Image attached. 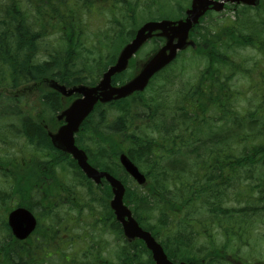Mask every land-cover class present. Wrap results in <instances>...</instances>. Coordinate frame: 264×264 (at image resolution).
Segmentation results:
<instances>
[{"label": "trees", "instance_id": "obj_1", "mask_svg": "<svg viewBox=\"0 0 264 264\" xmlns=\"http://www.w3.org/2000/svg\"><path fill=\"white\" fill-rule=\"evenodd\" d=\"M171 1L0 0V264H92L93 242L80 263L73 249L83 242L73 233L80 219L111 229L114 264L153 263L141 240L123 238L106 181L86 178L47 129L77 96L57 87L95 85L143 22L184 16L190 0ZM229 10L232 16H202L189 33L194 47L142 92L97 103L74 135L91 165L121 180L133 217L172 261L264 264L255 251L240 252L250 240L264 243V0ZM103 13L109 27H88ZM150 41L140 62L164 40ZM183 58L200 65L186 79L184 65L175 67ZM139 64L131 59L112 84ZM122 152L144 174L143 185L119 165ZM15 206L38 218L25 240L6 223Z\"/></svg>", "mask_w": 264, "mask_h": 264}, {"label": "water", "instance_id": "obj_2", "mask_svg": "<svg viewBox=\"0 0 264 264\" xmlns=\"http://www.w3.org/2000/svg\"><path fill=\"white\" fill-rule=\"evenodd\" d=\"M243 2L250 5L255 0H191L185 16L176 20L162 19L151 20L143 23L135 32L134 37L120 50L114 64L110 65L102 74L101 79L95 86L78 85L71 89L57 87L62 94L68 96L77 93L71 103L61 111L58 118L64 123L55 133H49L51 142L55 147L71 154L83 173L95 183L104 178L111 186L112 198L110 207L116 219L121 223L124 235L129 238H139L144 241L147 248L152 252L154 264H187L185 262H172L166 257L160 244L152 235L142 229L131 215L129 208L123 203L124 186L120 180L106 171H99L87 162L85 152L74 143V132L81 122L92 111L97 102H108L124 98L135 91H142L149 79L164 66L175 59L177 53L187 45L189 31L198 23L199 18L208 10L222 9L224 2ZM159 36L165 39L162 46L153 52L142 64L139 71L127 82L121 85H112L111 77L126 69L129 60L138 49L151 37ZM124 169L139 183L145 182L144 175L127 158L125 154L118 157ZM7 222L14 237L26 238L35 227L33 214L24 207H16L7 215Z\"/></svg>", "mask_w": 264, "mask_h": 264}, {"label": "rangeland", "instance_id": "obj_3", "mask_svg": "<svg viewBox=\"0 0 264 264\" xmlns=\"http://www.w3.org/2000/svg\"><path fill=\"white\" fill-rule=\"evenodd\" d=\"M172 1H171V3H172ZM137 10H138V12H141L139 9H137ZM224 14H225V17H226V15L230 14V12L225 10ZM214 17H216V16H214ZM107 20H111V16H109V14H107V13H103L102 15H97V16L95 15V16H93L90 19L88 27H91V28L95 29L96 27H103V25H105L106 27H104V28H107V27H109ZM91 38L92 37L89 36V39H91ZM151 46H152L151 41H148L141 48V50H139V52L135 55L134 61L136 60L137 63H140V60L142 59L143 54L147 50H149L151 48ZM188 54H189V52L185 54L184 58L187 57ZM184 58L182 60H179L176 63L177 66H175V67H176V71H177L178 69H180V67L182 65H184L183 78L186 79V72L189 75H194V73H196V70H197L198 66L200 67V65L196 63V64L191 65V66H193V67H191L190 66V62H187L188 60L184 59ZM261 66H262V69L264 70V56H263L262 65ZM189 67L191 68V70L188 69ZM256 71H257V73L259 72L258 70H256ZM254 78H256V76ZM243 82H245V80H243ZM21 88H23V87H21ZM35 96L36 95H35V92H34L32 94L28 93V95L26 97H27V99L29 101H34L35 102V100H36ZM68 182H70V181H68ZM2 184L3 183L0 180V187L1 188L3 187ZM71 196H73V195H71ZM0 219H1V217H0ZM0 225H1V220H0ZM101 228L102 227L101 226L99 227V224H96V223L93 224V222L91 224V223H89V221H87V223H79V225L73 229V233L77 236L78 242H80L79 239L80 240H82V239L90 240L91 242H95V240H97L98 236H100V239H98V240H104L105 241V239H108L109 241H111V238L113 239L112 235H108L106 232H105V234H102V232L100 231ZM258 235H259V233L256 232L253 236H258ZM123 238H124V236H123ZM113 244H116V241L114 239H113ZM77 246L78 245L74 246L73 249H75ZM251 251L252 252L255 251L259 256H264V243L260 242L259 240L253 239V240L249 241V246L246 247L245 245H243L240 248V252L241 253L250 254ZM114 262L116 263L117 260H115ZM42 264H47V262L44 261V263H42ZM54 264H57V263H54Z\"/></svg>", "mask_w": 264, "mask_h": 264}, {"label": "flooded vegetation", "instance_id": "obj_4", "mask_svg": "<svg viewBox=\"0 0 264 264\" xmlns=\"http://www.w3.org/2000/svg\"><path fill=\"white\" fill-rule=\"evenodd\" d=\"M226 6L227 4L225 5V7ZM100 231L102 232V234H105L106 232L108 235H112L111 229L109 228L106 231L105 229H100ZM98 239L100 238L98 237L97 240L93 242L94 246L95 247L97 246L98 249L97 250L94 249L93 254L90 255V258L92 259V264H114L115 263L114 262L115 261V252H114L115 244H113V239L111 238V241H109L108 239H105V241L98 240ZM82 240L83 242L81 241V248L77 246L74 249V251L77 253V257H78L77 259L79 260L78 263L83 261V256L80 255V253L83 252V249L85 248L84 245L86 244V242H91L90 240H84V239ZM101 255L102 257H99Z\"/></svg>", "mask_w": 264, "mask_h": 264}]
</instances>
